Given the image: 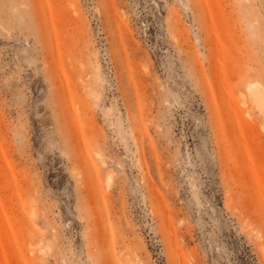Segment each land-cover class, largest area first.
<instances>
[{"label":"rangeland","instance_id":"rangeland-1","mask_svg":"<svg viewBox=\"0 0 264 264\" xmlns=\"http://www.w3.org/2000/svg\"><path fill=\"white\" fill-rule=\"evenodd\" d=\"M249 82L264 0H0V264H264Z\"/></svg>","mask_w":264,"mask_h":264},{"label":"bare ground","instance_id":"bare-ground-1","mask_svg":"<svg viewBox=\"0 0 264 264\" xmlns=\"http://www.w3.org/2000/svg\"><path fill=\"white\" fill-rule=\"evenodd\" d=\"M246 90H247V95H244L243 100H242V105H244L246 108V111H245L246 117L248 118L252 117V111L254 108L264 113V99H263V94L261 93L259 84L256 82H249L246 86ZM246 96H250L251 105L249 104ZM98 157L101 160L99 161L98 159L99 163L100 164L102 163L101 165L104 164L103 166H105L106 161H104L99 154H98ZM111 179H112V174L111 175L109 174L107 176V183H110L112 181Z\"/></svg>","mask_w":264,"mask_h":264}]
</instances>
